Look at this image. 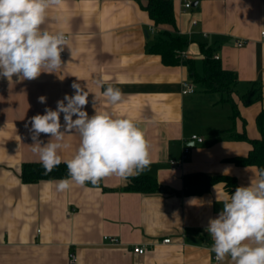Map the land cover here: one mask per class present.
Listing matches in <instances>:
<instances>
[{"label":"crops","instance_id":"obj_1","mask_svg":"<svg viewBox=\"0 0 264 264\" xmlns=\"http://www.w3.org/2000/svg\"><path fill=\"white\" fill-rule=\"evenodd\" d=\"M169 1L173 26L154 24L146 11L149 0H63L48 10L41 26L68 37L63 66L33 80L0 76V264H67L71 253L76 264H218L206 228L222 210L218 200L232 190L219 182L203 194H188L183 178L225 176L239 187L248 186L258 171L231 159L247 157L249 141L260 139L261 114L264 124V0ZM172 37L186 41L179 50L186 58L166 65L151 47ZM204 51L235 74L230 101L225 93L204 92L192 77L203 75ZM183 81L193 85V94H181ZM73 82L89 91L84 108L89 116L95 102L97 111L130 118L145 132L151 144L145 171L105 177L101 186L71 181L65 191L57 190L59 180L22 182L23 165L41 163L31 149V118L73 95ZM108 85L124 94L116 105L102 95ZM254 89L259 100L244 104L242 96ZM60 119L63 125V113ZM191 135L203 142L191 141ZM240 135L247 140L237 139ZM39 139L47 143L51 137L42 133ZM65 140L72 148L60 151L62 160L72 158L80 138ZM135 176L152 177L164 190L124 191ZM104 236L119 245H108ZM165 238L169 244L161 242ZM136 245L147 251L134 254Z\"/></svg>","mask_w":264,"mask_h":264},{"label":"clouds","instance_id":"obj_2","mask_svg":"<svg viewBox=\"0 0 264 264\" xmlns=\"http://www.w3.org/2000/svg\"><path fill=\"white\" fill-rule=\"evenodd\" d=\"M62 3L63 0H0V76L33 80L42 72H55L63 66L61 53L69 44L65 33L41 29L48 10ZM96 83L104 87L103 81ZM71 87L74 94L58 100L55 110L45 108L44 114L30 121L31 149L39 155L45 174L62 162L67 165L70 179L59 180L57 190L69 189L71 181L80 186L86 182L97 185L108 176L128 177L145 171L151 164V144L145 132L130 118H114L107 111H97L95 102V112L89 116L84 110L89 91L78 82ZM102 95L116 105L124 94L108 85ZM38 100L46 103L45 96ZM42 133L50 135L47 143L39 139ZM73 134H78L79 146L72 158L62 160L60 151L72 148L65 137ZM218 202L222 210L206 228L213 242L209 251L215 254L218 264L227 258L232 264H264V168L258 169L248 186L236 187Z\"/></svg>","mask_w":264,"mask_h":264},{"label":"trees","instance_id":"obj_3","mask_svg":"<svg viewBox=\"0 0 264 264\" xmlns=\"http://www.w3.org/2000/svg\"><path fill=\"white\" fill-rule=\"evenodd\" d=\"M146 11L150 19L155 25L167 24L174 25V18L172 14V4L169 0H149ZM186 44V41L172 37L169 41L159 40L152 47L151 52L160 56L162 62L166 65L177 64L180 59L176 56V52L181 50ZM195 81L200 84L204 92H221L227 94L226 101H230L228 94L231 93L232 88L236 83V76L232 72L224 71L219 62L211 58L208 51H204L203 61V75L195 76ZM260 98L258 89L251 90V92L242 96L244 104L249 105ZM257 124L260 129V139L249 141L251 144V151L247 157L233 158L231 162L239 166H255L258 169L264 168V124L261 117L257 119ZM240 140H247L245 136L240 135L236 137ZM67 165L65 163L59 164L50 173L45 174V169L42 163H28L24 164L21 171V180L25 184H32L41 180H61L69 179ZM185 193L200 195L209 190V187L215 183L224 182L225 187L235 191L238 187L233 179L225 176H209L205 174H191L183 178ZM89 186H101V181L97 185H92L86 182ZM123 190L126 192H140V193H155L164 190L160 187L157 181L152 177L135 176L129 177L128 182L124 185Z\"/></svg>","mask_w":264,"mask_h":264},{"label":"built area","instance_id":"obj_4","mask_svg":"<svg viewBox=\"0 0 264 264\" xmlns=\"http://www.w3.org/2000/svg\"><path fill=\"white\" fill-rule=\"evenodd\" d=\"M184 7L187 8V9L191 8V3L190 2H186L184 4ZM260 36L262 38H264V31H261ZM67 39H68V37H67ZM236 45H237V47H241L243 45V43L242 42H237ZM177 55H178V58L181 59V60L186 58V53L184 51H178ZM217 58H218L217 56L214 57V59H217ZM193 93H194L193 85L191 83L187 82V81H183L181 83V94L182 95H190V94H193ZM190 140L194 141V142H197V143H202L203 142L202 138H200L197 135H191L190 136ZM187 151H188V149L184 148V153H186ZM179 162L180 161L173 160V161H171V164L172 165H179ZM103 240L108 245H111V246L119 245V241L116 238L111 237V236H104ZM161 242L163 244H169L170 243V239L169 238H165ZM131 250L136 255H143L147 251V249L144 246H138V245L133 246ZM214 259H215V256H214ZM76 263L77 262H76L75 254L71 253L69 255V257H68L67 264H76Z\"/></svg>","mask_w":264,"mask_h":264},{"label":"rangeland","instance_id":"obj_5","mask_svg":"<svg viewBox=\"0 0 264 264\" xmlns=\"http://www.w3.org/2000/svg\"><path fill=\"white\" fill-rule=\"evenodd\" d=\"M232 92V91H231Z\"/></svg>","mask_w":264,"mask_h":264}]
</instances>
